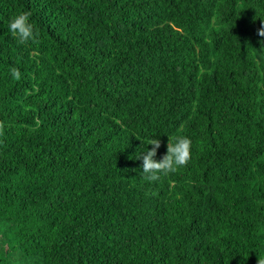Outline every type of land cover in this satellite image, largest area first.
I'll return each instance as SVG.
<instances>
[{
    "label": "trees",
    "instance_id": "trees-1",
    "mask_svg": "<svg viewBox=\"0 0 264 264\" xmlns=\"http://www.w3.org/2000/svg\"><path fill=\"white\" fill-rule=\"evenodd\" d=\"M20 11L30 41L7 31ZM262 21L264 0H0V224L23 254L257 264ZM177 135L190 159L148 180L137 154Z\"/></svg>",
    "mask_w": 264,
    "mask_h": 264
},
{
    "label": "clouds",
    "instance_id": "clouds-1",
    "mask_svg": "<svg viewBox=\"0 0 264 264\" xmlns=\"http://www.w3.org/2000/svg\"><path fill=\"white\" fill-rule=\"evenodd\" d=\"M264 24V21H262ZM7 31L21 42L30 41L34 38V25L30 20L29 11H20L12 15L7 22ZM261 47H264V26L257 29ZM15 72V70H13ZM152 147L144 148L137 155L142 158L140 167L145 177L150 180H156L162 174L174 172L179 166L188 162L191 156V139L187 135H177L174 139L169 138L167 150L162 158L156 159V151L160 145L157 137H152L147 145ZM257 264H264V256H258Z\"/></svg>",
    "mask_w": 264,
    "mask_h": 264
},
{
    "label": "rangeland",
    "instance_id": "rangeland-1",
    "mask_svg": "<svg viewBox=\"0 0 264 264\" xmlns=\"http://www.w3.org/2000/svg\"><path fill=\"white\" fill-rule=\"evenodd\" d=\"M13 231L9 223L0 224V258L5 260V262L2 260L0 264H36V257L31 260L23 254Z\"/></svg>",
    "mask_w": 264,
    "mask_h": 264
}]
</instances>
